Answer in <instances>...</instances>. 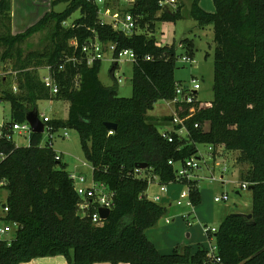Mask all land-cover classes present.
<instances>
[{
    "label": "trees",
    "instance_id": "trees-1",
    "mask_svg": "<svg viewBox=\"0 0 264 264\" xmlns=\"http://www.w3.org/2000/svg\"><path fill=\"white\" fill-rule=\"evenodd\" d=\"M61 1L66 4L62 12L50 10L13 35L11 0H0V70L15 73H10L7 89L0 87V101L9 104V119L16 123L36 112L38 101L67 102L66 119L51 120V125L78 133L92 180L114 193L113 207L101 225H93L77 213L78 198L66 165L55 160L51 146H39L41 134H32L29 145L19 148L0 139V155L5 157L0 180L6 182L9 208L5 221L21 225L9 246L0 244V264L53 256H63L67 264H204L206 251L201 247L193 255L187 247L161 255L145 236L164 215L145 195L148 177L159 184L176 182L175 168L168 162L196 157L198 144L236 151L237 163L249 166L239 178L248 189L253 187L250 210L226 216L212 234L221 264H264V0H212L213 13L202 10L199 0H189V17L199 28L213 30V100L176 105L174 113L188 133L173 134L171 142L160 136L158 126H170L172 116L151 117L148 112L158 101L174 97L177 54L174 45H159L154 32L157 22L182 19L184 0H176L173 10L160 9L164 0H135L117 9L136 19L131 34L103 23L93 2ZM118 1L106 0V6L116 9ZM75 12L80 17L65 27ZM43 31L48 44L42 51L25 53L23 44ZM91 38L114 44L116 53L133 52L131 97H118L116 84L102 85L101 61L91 66L82 61L80 47ZM71 40L78 48L69 45ZM69 57L77 61L66 62ZM47 66L59 88L55 96L38 74ZM116 68L113 62L112 78ZM7 81L0 77V84ZM105 123L114 124L115 130ZM143 163L147 168H136ZM188 187L192 205H199L197 181H189Z\"/></svg>",
    "mask_w": 264,
    "mask_h": 264
},
{
    "label": "rangeland",
    "instance_id": "rangeland-1",
    "mask_svg": "<svg viewBox=\"0 0 264 264\" xmlns=\"http://www.w3.org/2000/svg\"><path fill=\"white\" fill-rule=\"evenodd\" d=\"M57 1V2H56ZM185 2V0H184ZM39 2L33 0H27L26 5L31 14L28 16L29 19L25 20L24 24H35L39 21L46 13L43 11V6L38 4ZM189 2H185L182 8V19L177 20L175 23L170 22H157L155 27L154 36L159 45H174L176 48L177 61L175 63L174 78L177 83L184 86L189 85L191 79H196L198 81L197 89V101L200 102H211L213 100V30L211 26L205 27L203 29L199 28L194 20L189 17ZM199 7L207 12V10H213L214 6L212 0H199ZM35 7L34 10L32 8ZM128 5L124 3H117L115 8L111 9V13L118 11L117 9H124ZM66 7V4L61 0H55L53 3L54 12H62ZM49 12V11H48ZM47 12V13H48ZM123 13L122 11H120ZM209 12L208 13H213ZM27 17V18H28ZM80 17L79 12H75L63 25L69 27L73 22ZM104 21L110 22V19L99 15ZM32 26V25H30ZM142 33L141 31H137ZM184 40H188V43L180 47V43ZM48 44L46 38V32H39L34 34L29 38L22 46V50L26 53L29 51H42L43 48ZM70 44V42H69ZM189 57L193 60L192 63H186L183 59ZM114 61L111 60V55L106 54L105 58L101 61L99 80L105 87H112L114 84L117 85V96L122 98H129L132 94L131 88V77H132V61L126 58H121L117 61V68L113 72V78L111 77V69ZM1 68V65H0ZM1 71V70H0ZM40 77L46 75L44 70L38 72ZM7 77L8 81L5 85L0 84L2 89H7L9 87L10 80H12L10 75H4ZM1 77V76H0ZM120 79V83H116ZM170 108L165 103V101H158L153 109L149 111V115L154 116L160 113H169ZM36 112L41 119L42 115L48 116L52 120L54 119H65L67 117V103L64 101L55 100H43L38 101L36 104ZM10 115V106L8 103L0 102V120L8 119ZM164 126H158V130L163 129ZM167 127V126H166ZM168 128V127H167ZM68 133V138H61V129L54 135H52V149L56 154L60 155V161L62 164L66 165V171L76 174H82L85 178V185H91L92 183V168L90 163L86 160L83 150L80 145V139L78 133L75 130L65 129ZM48 136L42 134V143H46ZM14 142L19 146H26L29 140L23 137H16ZM197 148V158L199 162V168L195 171L194 175L198 176L197 187L201 194V205L198 208L194 207L195 214L199 215L193 218L190 217V225L195 224L196 229L199 227L197 222L202 225L205 224L208 227L218 228L220 221L217 219L214 221V211H218L217 216L222 214H235L234 212L239 211L240 213H247L251 208V199L248 189L243 191V196L234 195L233 185L224 186L225 190L228 191L229 201L226 203H215L213 197L217 194L224 192L222 186L217 181H211L212 178L218 180L221 175V169L223 166L227 168V172L223 173L224 179L238 181V170L235 162V152H229L227 158L223 157V154L228 152L222 147L215 149L216 156H211L213 151L209 145L198 144ZM214 150V149H213ZM214 163H219L220 166L214 167ZM248 165H244L243 167ZM242 171H246V168ZM148 189L145 193L146 197L153 201V197L159 193V183L157 180L152 179L151 176L148 177ZM178 187L186 190V187L181 184H176ZM167 187V186H166ZM7 193L4 190H0V202L5 201ZM160 196V193H159ZM158 197V196H157ZM159 198V197H158ZM238 199V201H237ZM234 200V204L232 201ZM160 204V198L158 201H153ZM235 206V207H234ZM207 215V216H206ZM225 215V216H226ZM189 229V228H188Z\"/></svg>",
    "mask_w": 264,
    "mask_h": 264
},
{
    "label": "built area",
    "instance_id": "built-area-1",
    "mask_svg": "<svg viewBox=\"0 0 264 264\" xmlns=\"http://www.w3.org/2000/svg\"><path fill=\"white\" fill-rule=\"evenodd\" d=\"M90 2L95 3L98 6V14L103 15L110 19V22L104 21L101 19L103 23L111 24L114 29L119 30L125 34H131L132 31L135 29L136 19L129 13V12H123L115 11V13H111L110 7L106 6V0H87ZM135 0H119L117 3H124L127 5H131ZM159 7L161 10H165L167 7L171 8L172 10L176 7V0H164L159 2ZM73 49L78 48V43L76 40H71L70 44ZM81 55H82V61L87 66L93 65L97 61H102L105 58L106 54L111 55V60L116 62L121 58H126L128 60H131L132 63L135 61V55L130 50H122L115 52V45L110 43H101L95 38L88 39L85 41L81 47H80ZM146 60H149V57L145 58ZM186 63H192L193 60L189 57H185L183 59ZM77 60L74 57H69L66 59V62H76ZM40 70H44L46 75L44 77H40L42 83L44 84L46 90H48L49 94L51 96H55L58 93V85L51 76V67L47 66L42 69H38V72ZM15 74L11 71H7L6 73H3L0 71V76L5 79L6 76L4 75H10ZM120 79L117 80V84L120 83ZM197 89H198V81L196 79H191L189 81V85L184 86L180 83L176 84L175 86V92L174 97L171 100L165 101V103L169 106H172L174 109L176 105L179 104H193L197 101ZM12 90L15 92L16 86L13 85ZM1 102V101H0ZM189 112H193V108L189 109ZM41 122L43 123V132L42 134H46L48 136L46 144L48 146L52 147V135L60 131V129L56 130L53 125H51V118L48 116L42 115L41 116ZM198 124H194V128H198ZM177 128V129H176ZM66 128H61L63 131L61 133V138L67 139L68 133L65 130ZM160 136L167 140L168 142L172 141L173 134L177 135L179 137H185L188 133L186 130L185 125L183 124V120L178 118V116L175 115V113L172 115V119L170 122V126L163 127V129L158 130ZM34 134L32 131V128L30 124L24 120L21 123L12 122L9 118L4 120H0V139L7 140L13 142L14 146L16 148L24 147L19 146L14 142V139L16 137H23L29 140L31 135ZM29 145V143H28ZM26 145V146H28ZM45 143H42V140L40 142L39 146H44ZM212 153L213 148L209 149ZM4 155H0V161L4 159ZM55 160L60 161V155L55 154ZM168 164L172 165L175 168V181L176 182H170L168 184H159V191L164 192L167 185L172 184H181L186 187V192L188 194L187 199L184 203H181L180 201L177 202L178 205H186L187 207H192V203L189 199V187L188 182L189 181H195L198 176H195V171L199 168V162L198 158L191 157L188 159H185L182 163H172L171 161L168 162ZM152 179H155L154 177H151ZM69 179L72 183V188L78 198L77 202V213L81 217H87L90 219L91 223L95 226L101 225V223L104 221L100 218V215L98 213V210L101 208L108 209L111 213V209L113 207V198L114 193L107 189V187L102 183H95L92 180L91 185H85V178L82 176V174H76V173H69ZM149 179V178H148ZM215 179L212 178L211 181H214ZM197 181V180H196ZM6 182L4 180H0V190H5ZM248 189L247 183L242 182L239 185L238 191H244ZM215 203H226L229 201V195L226 193L216 195L214 197ZM6 201V199H5ZM5 201L0 202V244H5L9 246L13 239L16 236V233L21 229V225H19L16 222H6L5 217L7 216V213L9 212L8 206L5 204ZM153 201H158V197H153ZM185 219H188L187 215L183 216ZM204 233L208 236V240H214L212 237V234L216 233L217 229L213 227L203 226L202 227ZM206 261L204 264H221V259L218 256L217 253V246L215 242L209 243V245L206 248Z\"/></svg>",
    "mask_w": 264,
    "mask_h": 264
},
{
    "label": "crops",
    "instance_id": "crops-1",
    "mask_svg": "<svg viewBox=\"0 0 264 264\" xmlns=\"http://www.w3.org/2000/svg\"><path fill=\"white\" fill-rule=\"evenodd\" d=\"M37 1L39 2L38 3L39 5L43 6V11L47 13L48 11L53 9L52 8L53 2L55 0H37ZM187 1L189 2V0H185V2ZM26 2L27 0H11V32L13 35L21 33L25 31L27 28H29L30 25H33L32 23L24 24L25 20L29 19L28 16L31 14V12L28 10ZM35 7L37 6H34L32 10H34ZM208 11L213 12V10H207V12ZM168 107L170 108L169 113H160L157 116L156 115L151 116L148 113V116L151 117H162V116H170V115L172 116L174 114L175 109L169 105ZM67 113H68V103H67ZM215 151L216 150L214 149L213 154L211 156L213 157L216 156ZM229 152L236 153L235 155L236 159L234 162L236 167L235 166L233 167L238 170V181L226 180L223 178L224 177L223 173L228 171L225 166H223L221 169L220 178L218 180L215 179L214 181H217L224 190V192L221 191L219 195L223 193L228 194L229 190H225L224 186L228 187L230 186V184L233 185L234 183H236L233 186V188H230V190L233 189L234 195H238L241 197L243 196L242 195L243 191H238L239 185L242 183V181H240L239 176L242 170H244L245 168L247 169V167L246 166L243 167L244 165L237 163V158L239 156V153L236 151H228L223 154V157L227 158ZM216 166H220V164L214 163V167ZM248 192L250 193V199H251V192L249 189ZM159 193H157L155 197L158 196L160 198V204L158 205L164 209V215L159 219V221L154 227L149 228L145 231L146 238L154 245L158 253L161 255H169L173 251L180 250L183 247H187L192 255L198 251L199 247L206 250L209 243L214 242V240H208V236L204 233L202 229L203 226H207L206 222L203 225L197 222V224L199 225L197 229L195 228L197 226H194L195 224L190 225V217L192 215L193 218H195L196 216L199 218V215L195 214L194 207L198 208L201 205V201L199 205L192 207H187L186 205L183 204L178 205L177 204L178 201H180L181 203H184L186 201L188 194L186 190H183V188L178 187L176 184L167 185L165 191L164 192L159 191ZM200 199H201V194H200ZM232 204L236 206V207L234 206L235 208L238 207L237 204H234V200L232 201ZM234 213L242 214V212L240 213L239 211H236ZM217 214L218 211H214V221L219 219L220 223L224 220L226 216L230 215V214L227 215L222 214L221 216H217ZM184 215H187L188 219H185L183 217ZM23 264H67V261L63 256H53V257L36 258L28 263H23ZM95 264H109V263H95ZM186 264H192V263H186Z\"/></svg>",
    "mask_w": 264,
    "mask_h": 264
},
{
    "label": "water",
    "instance_id": "water-1",
    "mask_svg": "<svg viewBox=\"0 0 264 264\" xmlns=\"http://www.w3.org/2000/svg\"><path fill=\"white\" fill-rule=\"evenodd\" d=\"M25 120L30 124L32 131L34 134H41L43 132V123L41 122V120L39 119L37 112L35 111H30L25 115ZM105 126L108 130H115L116 126L114 124L111 123H105ZM137 169H145L147 168V165L145 163L143 164H139L136 166ZM253 187L250 186L249 189L251 190ZM98 213L100 215V218L102 220H106L109 215L110 212L108 209H104L101 208L98 210ZM247 218H250L251 215L248 214L246 215Z\"/></svg>",
    "mask_w": 264,
    "mask_h": 264
}]
</instances>
